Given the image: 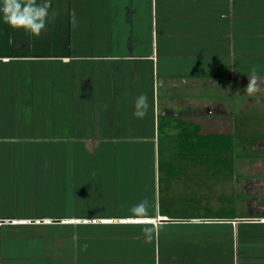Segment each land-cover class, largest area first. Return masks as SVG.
<instances>
[{
	"label": "crops",
	"instance_id": "0c3cea01",
	"mask_svg": "<svg viewBox=\"0 0 264 264\" xmlns=\"http://www.w3.org/2000/svg\"><path fill=\"white\" fill-rule=\"evenodd\" d=\"M54 8L39 38L0 22V264H264V193L254 194L264 190V133L236 139L229 167L182 162L170 145L163 150L176 160L160 168L156 159L157 121L198 127L199 136L264 121V0H56ZM253 67L261 92L250 96ZM141 93L149 107L138 119ZM114 142L123 152L124 142L152 150L143 219L130 209L144 199L120 192L137 186L134 167L124 170L132 182L115 191L105 182L107 191L92 167L67 162L98 144L108 154ZM239 143L250 159L244 174ZM226 175L245 184L234 188ZM208 197L233 208L188 213Z\"/></svg>",
	"mask_w": 264,
	"mask_h": 264
},
{
	"label": "rangeland",
	"instance_id": "374dc122",
	"mask_svg": "<svg viewBox=\"0 0 264 264\" xmlns=\"http://www.w3.org/2000/svg\"><path fill=\"white\" fill-rule=\"evenodd\" d=\"M174 122V121H173ZM176 123V122H175ZM248 123L249 125L246 126L245 124ZM237 124L238 128H235L234 129V134H232L230 137L233 139V142H235L236 139H243V140H247L248 138L249 139H252V138H255V137H259V135H261L262 133H264V121L262 120H255V121H238V123H235ZM185 127L188 125H184ZM157 127V126H156ZM44 127H41V129H43ZM190 128V126L188 127ZM183 129V128H181ZM177 132H179L178 130H176ZM189 131H192V128H190ZM176 133V132H175ZM170 134V133H168ZM172 137L170 138H164L162 139V146L163 148H167L169 145L172 147L173 144H175V141H176V134L172 133L170 134ZM175 136V137H174ZM238 137V138H237ZM171 140V144L168 145V140ZM96 141V140H94ZM120 142H114V143H111L112 145H109L113 148H109L110 149V153L108 152L107 154V147L105 146H99V144L96 146V148H94V151L93 153L91 152L90 155H88L86 157V155H84V158L81 157L82 155V152H80L79 148L77 151H74L77 153V155L79 156H75V154L73 155V152H72V155L75 156L74 159H76V161L74 162L71 158H70V162H68V164H76V165H81V164H84L88 167H92L93 168V173L94 175H97L98 178H102L101 180H97V181H101V182H113L114 185L110 186L109 189L112 188L113 191L117 190L118 187L115 186L116 183H120V182H128V178H129V181L132 182V174H125L124 170L127 171V166L129 167H134L135 170H136V178H137V186L133 185V183H130L131 186H128V187H124L125 189L123 188H120L121 189V197H124L125 193L127 194L128 191H131L129 193L134 194L133 196H137L136 198H140V199H146L148 196H149V188L148 186L150 185V183L152 182V179H151V175L148 174V173H145L146 171V168L149 167V165H152V150H150L148 144H142V143H131V144H128V143H123L124 144V147H126L125 151L123 152L122 150H120L121 148V143L119 144ZM107 144V143H106ZM244 144L245 143H239L237 145V149H238V154L241 155V157L238 158V161H237V165L241 168V171L242 173L245 172L246 170V166L247 164L249 163L250 159L246 158L242 153H244V151L246 150V147H244ZM171 147H168V148H171ZM162 148V153H161V156L162 154L166 157L167 152L166 150H163ZM114 150V151H112ZM65 151V150H64ZM122 151V152H121ZM261 151V150H260ZM233 152V151H232ZM105 153V154H104ZM66 154H64L65 156ZM72 155H69L68 153V157H72ZM106 155V156H105ZM230 158H231V164L230 166H233V156L234 154L231 153L230 154ZM77 157V158H76ZM262 157V155H261ZM83 158V160H82ZM162 158V161H163V156L161 157ZM167 158V157H166ZM203 158H207V159H193V158H184L182 162H186V161H195V163H200L202 160H205L206 163L205 164H211V165H214V163H218V165H221L219 163H221L222 161L226 160V158H222L221 156L220 157H217L215 155H211L209 154V158H208V155H205L203 156ZM69 158H65L64 160H68ZM156 159H158L156 157ZM261 159V158H259ZM257 159V160H259ZM63 160V161H64ZM166 160H169L170 159H166ZM165 160V162H166ZM182 160V159H181ZM228 162H229V158L227 159ZM73 162V163H72ZM236 162V161H235ZM168 163V162H166ZM194 163V162H193ZM192 163V164H193ZM194 163V164H195ZM165 164V163H164ZM201 164V163H200ZM250 164V163H249ZM167 165V164H166ZM164 165V166H166ZM257 165H264V158L261 159V161L257 164ZM115 169V170H114ZM117 172L116 174L114 173ZM240 171V172H241ZM244 174V173H243ZM162 178H163V174H161ZM234 176V175H233ZM231 176V175H226V177H231L232 179V187L234 185V188H238L240 189L242 184H245L243 179L240 181L239 179V183L236 185V181H234V177ZM242 177H244L245 175H241ZM106 178V180H105ZM236 180V179H235ZM240 182L242 184H240ZM95 183L97 184L96 180H95ZM94 183V184H95ZM106 183H105V188L106 190L108 191L109 189H107L106 187ZM96 188V187H95ZM138 192V193H136ZM140 192V194H139ZM255 193L254 194H261V193H264V190L262 189H257L256 191H254ZM233 193V191H232ZM139 194V195H138ZM130 195V194H129ZM127 195V197L129 196ZM212 196V195H211ZM126 197V198H127ZM171 201V200H169ZM197 204V201L195 202ZM174 204V203H173ZM206 206L200 209H198V207H190L191 209L189 210V214L190 215H214L215 212H223L222 214H224L225 211H228L230 209L233 208L232 205L230 204H227V202H223L222 204L219 203V205H214L215 203L213 202V199H207V202L205 203ZM198 206V204L196 205ZM173 208L175 210H179V209H183L184 211V214H186L187 210H185L186 208L188 207H180V206H173ZM198 209V210H197ZM194 211H197V212H194ZM199 211V212H198ZM218 214V213H217Z\"/></svg>",
	"mask_w": 264,
	"mask_h": 264
},
{
	"label": "clouds",
	"instance_id": "9594fccd",
	"mask_svg": "<svg viewBox=\"0 0 264 264\" xmlns=\"http://www.w3.org/2000/svg\"><path fill=\"white\" fill-rule=\"evenodd\" d=\"M55 3L56 0H0V22L14 30H22L30 37L39 38L48 31L49 25L57 15ZM248 79L249 82L244 89L245 94L250 96L259 94L261 77L255 67L250 70ZM148 107L147 94L141 93L135 99L133 115L143 119L147 115ZM148 208L149 201L144 199L138 205H134L130 211L134 218L143 219L147 216ZM151 232L149 228L144 229L146 239H151Z\"/></svg>",
	"mask_w": 264,
	"mask_h": 264
},
{
	"label": "trees",
	"instance_id": "16d2710c",
	"mask_svg": "<svg viewBox=\"0 0 264 264\" xmlns=\"http://www.w3.org/2000/svg\"><path fill=\"white\" fill-rule=\"evenodd\" d=\"M184 125H188V124L178 121L176 122L175 125H172L170 121H157V137H158L157 165L160 168H163L165 167L164 165L166 164L169 165L170 162H172L173 160H176L175 158H170V162H169V160H166L168 158H166L163 154H162V156L164 157L163 161L161 158L162 157L161 153H162V148H163L161 144L162 139L163 137L164 138L172 137L170 134H168V131H166V129L168 128L167 130H169L171 126L172 128L179 131L176 134L177 139L175 141V144H173L171 148L173 150L175 149L181 152L180 157H182V160L186 157L185 152L189 153L188 155L193 157V159H197V158L207 159V158H203V155L204 154L208 155V158H209V154H211L217 157L221 156L224 159L226 158V160L219 163L221 164L222 167L230 166L231 164L230 154L233 151V139L230 136H227V135L199 136L198 127L193 128L190 125H188V127L190 126V128L194 129L192 131H189L190 128H188L187 126L185 127ZM167 140L169 142L168 145L172 143L171 140L169 139ZM228 158H229V162L227 160ZM165 160L168 163H166ZM200 163L205 164L206 161L202 160ZM214 164L216 165V163ZM161 172H162V169H161Z\"/></svg>",
	"mask_w": 264,
	"mask_h": 264
}]
</instances>
